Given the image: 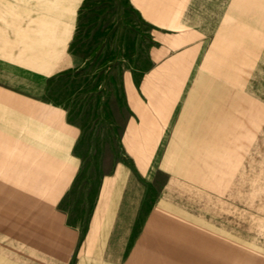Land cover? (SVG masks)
Here are the masks:
<instances>
[{"label": "crops", "instance_id": "1", "mask_svg": "<svg viewBox=\"0 0 264 264\" xmlns=\"http://www.w3.org/2000/svg\"><path fill=\"white\" fill-rule=\"evenodd\" d=\"M84 2L0 0V146L10 144L0 157L29 159L0 182V264H227L224 248L180 229L197 224L180 192L205 180L212 161L207 47L212 30L227 28L229 0H131L150 48L124 73L129 160L104 176L89 216L67 201L80 121L47 84L80 66L72 44ZM158 170L171 182L150 198Z\"/></svg>", "mask_w": 264, "mask_h": 264}, {"label": "rangeland", "instance_id": "2", "mask_svg": "<svg viewBox=\"0 0 264 264\" xmlns=\"http://www.w3.org/2000/svg\"><path fill=\"white\" fill-rule=\"evenodd\" d=\"M78 22L72 51L80 66L47 84L80 121L82 159L67 201L89 216L104 176L129 160L122 142L129 116L124 73L147 61L150 28L131 0H85ZM211 42L206 64L214 96L212 161L205 180L181 186L197 224L180 229L206 235L207 243L197 237V244L211 251L224 248L227 264H264V0H229L227 28L212 30ZM9 147L2 143L0 150ZM25 160L0 157V182L13 181L18 175L8 168ZM170 176L155 172L150 198L159 196Z\"/></svg>", "mask_w": 264, "mask_h": 264}]
</instances>
